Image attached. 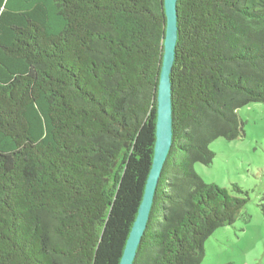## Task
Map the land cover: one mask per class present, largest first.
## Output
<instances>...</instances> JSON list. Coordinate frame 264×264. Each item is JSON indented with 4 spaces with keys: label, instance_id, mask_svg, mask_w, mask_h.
Masks as SVG:
<instances>
[{
    "label": "trees",
    "instance_id": "trees-1",
    "mask_svg": "<svg viewBox=\"0 0 264 264\" xmlns=\"http://www.w3.org/2000/svg\"><path fill=\"white\" fill-rule=\"evenodd\" d=\"M174 139L133 264H200L248 203L207 183L264 103V0H178ZM165 0H0V264H119L156 140ZM245 194V196H241Z\"/></svg>",
    "mask_w": 264,
    "mask_h": 264
},
{
    "label": "rangeland",
    "instance_id": "rangeland-1",
    "mask_svg": "<svg viewBox=\"0 0 264 264\" xmlns=\"http://www.w3.org/2000/svg\"><path fill=\"white\" fill-rule=\"evenodd\" d=\"M238 113L245 137L216 139L210 145L213 164L195 163L193 168L207 183L233 193L238 184L249 200L233 224L217 228L205 240L200 264H264V103H250Z\"/></svg>",
    "mask_w": 264,
    "mask_h": 264
},
{
    "label": "water",
    "instance_id": "water-1",
    "mask_svg": "<svg viewBox=\"0 0 264 264\" xmlns=\"http://www.w3.org/2000/svg\"><path fill=\"white\" fill-rule=\"evenodd\" d=\"M177 2L178 0H165L167 25L164 41V58L157 98L156 140L153 162L145 185L143 198L119 264H133L136 258L138 248L150 219L159 179L174 139L171 72L178 39Z\"/></svg>",
    "mask_w": 264,
    "mask_h": 264
}]
</instances>
